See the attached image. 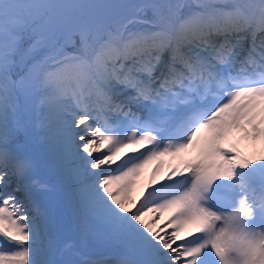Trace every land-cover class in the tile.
<instances>
[{
	"label": "snow or ice",
	"instance_id": "obj_1",
	"mask_svg": "<svg viewBox=\"0 0 264 264\" xmlns=\"http://www.w3.org/2000/svg\"><path fill=\"white\" fill-rule=\"evenodd\" d=\"M261 162L264 0H0V264H81L60 207L113 264H221L205 193Z\"/></svg>",
	"mask_w": 264,
	"mask_h": 264
},
{
	"label": "bare ground",
	"instance_id": "obj_2",
	"mask_svg": "<svg viewBox=\"0 0 264 264\" xmlns=\"http://www.w3.org/2000/svg\"><path fill=\"white\" fill-rule=\"evenodd\" d=\"M247 170L249 179L253 182H257V173L249 168ZM239 171L240 169L237 168L234 179L240 177L237 175ZM15 180L16 178L13 176V184H15ZM233 180H231V182H224L225 180L217 181L210 190L205 193V199L202 201V205L217 215H221L233 212L239 207L241 199H245L252 209V218L246 220L245 224L246 226L249 225L253 230L256 225L259 226L264 222V195H256V193L259 194V190L258 192L257 190H253L252 186L248 183V181L251 182L250 180L239 179L240 182L236 184L233 183ZM0 190H3V188L0 187ZM163 226L164 224L162 223L161 227ZM100 262H102V264L106 263L105 261ZM112 263L111 261L106 264ZM202 264H219V261L211 250H209Z\"/></svg>",
	"mask_w": 264,
	"mask_h": 264
},
{
	"label": "clouds",
	"instance_id": "obj_3",
	"mask_svg": "<svg viewBox=\"0 0 264 264\" xmlns=\"http://www.w3.org/2000/svg\"><path fill=\"white\" fill-rule=\"evenodd\" d=\"M221 238L224 241L221 264H245V249L253 243H264V231L248 229L245 221L252 218V212L239 202V207L231 213L219 215ZM204 221L193 218L188 222V230H202ZM218 234L219 229L217 230Z\"/></svg>",
	"mask_w": 264,
	"mask_h": 264
},
{
	"label": "rangeland",
	"instance_id": "obj_4",
	"mask_svg": "<svg viewBox=\"0 0 264 264\" xmlns=\"http://www.w3.org/2000/svg\"><path fill=\"white\" fill-rule=\"evenodd\" d=\"M249 169H252L257 173L256 175L258 176V181L255 185H257L259 189L264 190V162L254 164ZM247 172V169H240V173L243 175V177H245V175L249 176ZM12 177L13 176L6 177V181H11V183L8 185L9 189L14 186ZM224 182H228V180H225ZM0 187L3 188V186ZM57 212L58 221L60 224L59 235L61 244L64 242H71L74 244V250L79 254L78 256L74 257L75 259L81 261V264H83L84 261L89 262V264L91 261L100 262L105 260L109 261L110 259H113L114 261L115 257L119 254L118 248L102 239L87 243L81 242L75 230L71 227L70 218L66 210L60 207L57 209ZM261 231L264 230L262 229ZM95 254H97V256Z\"/></svg>",
	"mask_w": 264,
	"mask_h": 264
}]
</instances>
